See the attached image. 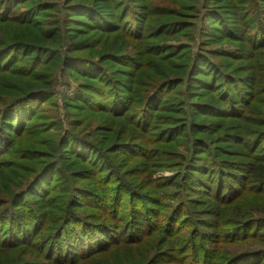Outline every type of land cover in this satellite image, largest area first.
Here are the masks:
<instances>
[{"label":"trees","instance_id":"trees-1","mask_svg":"<svg viewBox=\"0 0 264 264\" xmlns=\"http://www.w3.org/2000/svg\"><path fill=\"white\" fill-rule=\"evenodd\" d=\"M13 1L0 0V33L2 35L0 37V155L8 153L10 150L12 152L15 149L16 139L25 134L34 147L40 146L39 140L35 138L36 134L23 131V126L19 125L23 118L34 109L31 106V100L54 95L55 88L51 77L54 70L60 67L73 78L78 74L89 80V83L77 86L79 90L87 91L85 96L73 94L70 95L71 99L68 98L70 96H62L64 103L81 102L83 110L86 109L93 113L97 108L89 105L87 100L93 97L100 99L101 96L109 93L111 94L110 106H107L106 109L103 108L104 112L112 113L117 117L127 114V117L134 120L135 123L139 118L143 126L147 124L148 127L154 123L159 127L167 128V130H169L167 117L162 116L161 111H158L159 103L157 104V102L168 99L167 93L172 92L176 86L190 87L194 85L196 88L190 94L196 95L193 101L197 103L191 102L193 105L191 113L201 111L232 117L228 121L236 125L233 139L241 143L244 137L249 139L250 150L247 154L252 159L244 168H241L242 170L235 171L234 169H239V167L220 160L218 151L215 148H209L208 143L210 142L201 136L193 139L190 149L198 150L199 147L195 146L199 144L200 147L205 146L208 158L198 155L197 151L188 156L187 149L184 152L177 150L161 152L160 144L170 146L173 142L171 137H160L154 143L148 141H144L143 144L130 141L119 143L114 145L110 152L114 155H122L127 160V177L136 175V173H130L128 168L134 159L141 160L139 173L146 175V178L151 175L150 169L157 167L152 165L164 164L169 160L178 161L179 170L169 177H159V183H157V186H161V188L172 186L174 188L172 190L162 189L157 196H151L147 192L143 193L130 186L131 184L126 183L122 178L125 177L124 174H121L122 177L120 176L115 183V189H118V192L114 195L110 194V191L100 194L84 191L85 196L91 200L88 204L95 208L96 213L92 214L93 217L89 219H86L81 212H67L66 210L63 213L58 211L52 216L46 212L38 214L33 208H25L26 206L22 207L19 204V201H23L24 195L32 189L33 185L43 178L47 168H58L66 173L67 168L59 164V160L49 161L41 167L40 171L35 172V176L31 178L27 188H24L25 190L21 188L10 196H0V223L6 225L7 228L4 230L9 236L6 242L3 243L1 240L0 247L10 251L4 253L6 259L0 260V264H41V262H36L39 259L26 261L24 256L27 254V250L32 248L34 250L32 256L35 258L42 250L43 245H47L46 256L40 259L44 261L43 264H264V232H261L264 227V217L252 215L253 210L258 207L257 204L250 207L248 205L242 207L239 204L250 194L260 196L261 201L264 202V79H260V74H258L260 69L253 70V77H249V81L222 73L218 82L212 84L205 79L206 71L201 68L200 56L190 54L189 69L182 71L180 62L188 57H181L183 52L179 53L177 47L160 43L158 38L154 40L153 44L146 45L145 41L153 40L154 36H146L142 42L139 33V29L142 28L139 11L132 10L133 8L128 6L127 1H125L126 5L123 4L125 7L123 9L127 10L126 15H118L117 21L112 19L109 23L105 17L107 14L100 11L97 6L87 4L86 0H66L62 5L57 3L53 6L65 11H84L86 15L96 20L97 29L101 30V34L98 37V44L94 47L92 44L88 46L83 41L75 42L70 39V34H64L62 24L59 27L54 21L42 22L38 19L30 23L23 20L25 14L13 8ZM140 7L143 8L144 4ZM244 7L249 21L255 25L247 26V37L250 41L254 40L252 42L256 44V47L262 49L264 48V0H246ZM52 15V13L49 14V16ZM127 16H132V18L127 20ZM104 17L107 21L103 24ZM115 21L118 23L114 24ZM164 28L163 25H160L155 31V36L161 35ZM102 37L103 41H101ZM124 38H131L135 43L124 41ZM169 38L167 36L164 39ZM66 40L69 41V44L65 48V53L60 55V50L56 47ZM137 42H141L140 45L143 48L140 56L142 62L131 59L133 54L130 51L138 46ZM93 49L97 50L96 55L92 58L73 54L84 50L93 51ZM15 51L16 53L12 54ZM260 53L255 56V59L264 61V57ZM48 54L51 58L42 64L39 71L31 74L28 69L33 70L37 61ZM230 57L238 59L235 56ZM116 59L129 71H135L127 72L121 68L112 70L111 63H114ZM23 61L29 62L21 66ZM81 61H87L85 64H89V67L94 69L93 73L80 68L75 70L76 62ZM204 62L211 67L207 60ZM162 67H166L167 70L162 71ZM20 70L28 73L27 81L25 77L20 78L21 81L16 80L15 88L4 84L2 80L4 75H12L16 79L15 76ZM103 74L106 78L100 76ZM122 74L129 75L132 81L127 88L119 78ZM230 81L238 83L237 88L234 89L237 98L229 93L231 87H228L227 83ZM222 83H224V87L221 86ZM221 88L224 91L218 95ZM126 89L127 96L122 93V90ZM201 89L217 91L216 94L208 96L216 99V103L204 100L206 96L204 93L208 92L204 90L202 92ZM243 90H246L247 94ZM130 92L132 95L128 94ZM223 93L227 94L222 96ZM78 95L80 97H76ZM182 109L183 105H181V111ZM154 115L157 116L154 118ZM170 117L174 118L175 116ZM148 118L149 121H147ZM178 118L179 116L175 119ZM70 125L81 127L83 122L72 120ZM87 125L92 127L88 128L89 134L83 137L67 134L64 137L62 144L65 145L64 151L75 148L74 153H77L81 150L80 156L89 159L88 162L92 160L95 153L97 155L95 166L98 169L102 167L101 172H105L104 176L108 177V174L115 171V167L100 162L102 159L105 161H111V159L103 154L99 156L96 150L97 146L91 142L89 137H93L95 131H111L103 126L93 129L92 122L84 125V128ZM186 127L187 132L208 135L207 129L202 124L188 120L187 126L186 122H183V125L176 130H170L173 131L172 135H174L175 141L185 137L183 133L186 132ZM155 146L157 147L154 148ZM257 150L259 152H256ZM157 153L164 155L157 156ZM38 155L41 156V152H38ZM222 155H224L223 152ZM98 161L100 166L97 165ZM116 170L118 169L116 168ZM210 171H212L211 173L216 172L219 179L211 199L217 204L213 210L208 211L200 208L207 201L194 197L198 195L199 191L203 192L200 189H207L202 178H199L200 173L207 175ZM75 173L79 172L74 171L73 175ZM225 173L232 175L227 178L226 185L222 182V176ZM239 180L243 181L244 190H237L240 189ZM193 189H197L196 192ZM209 189H213V186H209ZM224 194L222 201L220 198ZM110 201L114 204L108 208ZM151 205L158 208H153ZM221 205L229 206L222 211ZM69 206L82 207L83 205L72 200ZM232 207L234 215L229 218L228 209ZM56 209L58 210V208ZM120 209H124L125 212L122 218L119 216ZM103 210L105 212L107 210L111 218L114 219L113 224L108 223L100 215ZM259 213H264V211ZM47 217L50 218L46 220ZM220 218L229 219H224L221 222ZM93 220L95 221L93 222ZM28 221L32 224L29 225ZM219 225H230L229 235L225 241V236L220 231H216ZM256 227L257 231H255ZM201 229H207V232ZM118 235L122 236L118 237ZM63 237L67 239L66 244L64 243L66 239ZM248 237L251 240L245 241ZM222 241L229 246L242 245L247 249L243 248L233 255L228 254L220 257L216 255V252ZM251 241V244L255 245H247ZM34 242L38 243L37 249L31 246ZM41 244L43 245L41 246ZM162 245L165 248H162L164 247ZM130 246L136 247L138 249L136 254L140 255L134 260L129 257L132 262H126V252ZM254 246H258V248H253ZM17 252L24 253L9 258L10 255H15Z\"/></svg>","mask_w":264,"mask_h":264},{"label":"rangeland","instance_id":"rangeland-1","mask_svg":"<svg viewBox=\"0 0 264 264\" xmlns=\"http://www.w3.org/2000/svg\"><path fill=\"white\" fill-rule=\"evenodd\" d=\"M64 1L66 0H14L12 2V6L15 10H18V12L25 14L23 20L29 21L30 23H33V21L38 19L42 22L54 21L59 27L62 24L64 34H70V39L73 41H83L85 44H88V46L92 44V47L97 45L99 40L98 37L101 34V30L97 29L96 26L97 21L86 15L84 11H65L58 7H53L57 3L60 5H62V3L64 4ZM86 1L87 4L97 6L100 11L107 14L105 17L109 20L108 23L111 22L112 19H116L117 21L119 19L118 15H126L127 10L123 9L125 8L123 4L126 5L125 1H127L128 6L133 8L132 10L139 11L138 15L141 18L142 25V28L139 29V33L141 35L142 42L144 37L154 36L153 40L145 41L146 45L153 44L154 40L158 38L160 43L177 47L179 53L183 52L181 57H188V59L180 62L183 69H181L182 71L189 69L190 54H198L201 58L199 60L201 68L206 71L205 79L210 81L212 84L218 82L219 76L222 73L233 77L235 76L238 78L248 79L249 81V77H253V70L256 71V69H260L258 74H260V79H264V61L255 59V56H257L260 52L261 56L264 57V48L260 49L256 47V44L253 43L254 40H252V42L249 40V37H247V26L249 24L252 26L255 25L253 22L249 21V17H247V13L244 11L246 0ZM143 4L144 7L141 8L140 6ZM50 13L53 15L49 16ZM105 17L103 24L107 21ZM126 18L128 20L132 18V16H127ZM117 23L118 22L114 24ZM160 25L165 27L162 30L163 33L155 36V31ZM162 35L164 36L162 37ZM167 36L170 38L164 39L167 38ZM0 37H2L1 33ZM161 37L162 40H160ZM103 40L104 39L102 37L101 41ZM123 40L135 43L131 38H124ZM62 44L56 47L60 50V55L65 53V48L69 44V41H62ZM137 44L138 46L134 50L130 51V53L133 54L131 59L136 62H142L140 56L142 54L141 52H143V48L140 45L141 42H137ZM96 50L97 49H93V51L84 50L73 54H78L85 58H92V56L96 55ZM15 53L16 51L12 54ZM230 56H235V58L238 59L231 58ZM49 58H51L50 54L45 56L43 59H39L36 67H34L33 70L30 68L28 71H30L31 74L35 73V71H39L42 64H44V62ZM205 60L211 64V67L204 62ZM118 61L119 60L116 59L114 63H111L112 70L121 68L123 70H127V72L135 71H129V69H126L125 66L120 65ZM28 62L29 61H23L21 66L28 64ZM86 62L87 61L76 62L75 70L80 68L83 71L93 73L94 69L90 68L89 64H85ZM161 70L166 71L167 68L162 67ZM54 71V74L51 77L55 88L53 91L54 95L51 97L44 96L31 100V106L34 109L25 118H23L21 124L19 125L23 126V131L35 133V138L39 140L40 146L34 147V144H31V140L27 138L28 136L25 134L24 136L18 138L16 137V143L14 144L15 149L12 150V152L10 150L8 153L1 154L2 156L0 155V196H10L12 193H16L21 188H27L29 185L28 183H30L29 181L35 176V172L40 171L41 167L46 165L49 161L59 160V164H62V166L67 168V170L66 173H63L58 168H47L46 172L42 176L43 178L33 185L32 189L24 195L23 201H19V204H21L22 207L26 206L25 208H33L38 214L46 212L51 216L58 211H61L62 213L65 210L67 212L76 211L83 213L85 218L89 219L93 217L92 214L96 213L94 210L95 208L88 204L91 200L88 196H85L84 191L97 194L110 191V194L114 195L118 192V189H115V183L120 176L122 177L121 174H124L125 177L122 178L126 183L131 184L130 186L137 188L143 193L147 192V194H150L151 196H157L162 189L172 190L174 186L167 188L157 186V183H159L158 178L169 177L176 173L177 170H179V166L177 165L178 161L169 160L164 162V164L152 165L157 167L155 169H150L151 175L146 178V175L139 173V169L141 168L139 163L141 160L134 159L128 168L130 173H136V175L134 177H127V160H125L122 155H114L110 152L114 145L126 141L143 144L144 141L154 143V141L160 137H171L173 142L170 146L160 144L161 152H173L175 150L184 152L185 149H187L188 156L197 151L198 155L208 158L204 145H202L204 147H200V144L195 146L196 148L199 147L198 150H193L192 148L190 149L193 139L201 136L207 142H210L208 143L209 148H215V150L218 151V158L221 157L220 160L226 161L228 164H235L239 167V169L235 168V171L242 170L241 168H244L252 159V157L247 154L248 150H250L249 139L244 137L242 143L234 141L235 139H233V132H236V125L233 122L228 121L232 119V117L229 115L228 117H223L210 114V112L201 111L191 113V106H193L191 102L197 103L193 101L195 98L194 96L196 95L190 94V92H193L196 88L194 85H191L190 87H185L184 85L176 86L172 92L170 91L167 93L166 96L168 99L157 102V104L159 103L157 106L158 111L160 110L162 116L167 117L166 121L169 129L167 130V128L159 127L154 123L148 127L147 124L143 126L139 118H137L135 123L134 120L127 117V114L123 117H117L113 116L112 113L104 112L103 108L106 109L107 106H110L111 94L109 93L101 96L100 99L93 97L92 99L87 100L89 105H93V107L97 108V110H94L93 113L86 111V109L83 110L81 102L73 104L64 103L62 96L67 97L73 94H82L85 96L87 91L79 90L77 86L78 84H87L89 83V80L88 78H84L78 74H76L77 77L73 78L60 67ZM27 74L28 73L20 70L18 75L15 76L16 79L12 75H4L5 77H3L2 80L5 85L7 84L12 88H15L16 80L21 81L19 79L25 77V80L27 81ZM100 76L106 78L104 74ZM119 78L122 80V84L125 85L126 88L132 83L129 75L122 74ZM227 85L232 88H230L231 92L229 93L237 98V93L234 89L237 88L238 83L230 81ZM233 85L234 87H232ZM221 86L224 87V83H222ZM201 90L202 92L203 90L208 92L204 93L206 95L204 100L216 103V99H212L208 96L210 94H216L217 91H209L205 89ZM223 91V88H221L218 95L222 94ZM243 91L247 94L246 90ZM122 93L127 96V89L124 91L122 90ZM128 94L132 95L131 92ZM225 94L227 93H223L222 96ZM76 97L80 96L78 95ZM68 98L71 99V96ZM167 100L169 101L165 105ZM66 105L68 106L65 107ZM181 105H183L182 111ZM165 110H169L170 112H166ZM155 116L157 115H154V118ZM170 116L175 117L172 118ZM177 116H179V118L175 119ZM72 120H80L83 122V125L81 127L71 126L70 124ZM85 120L86 124L92 122L93 129H96L98 126H103L111 131H95L94 136L89 137L90 140H92L91 142L97 146L96 150L98 151V155L102 156L103 154L111 159V161H105L102 159L100 162L106 163L107 166L112 165L115 167V171L108 174V177L104 176L105 172H101L102 167L98 169V167L95 166L97 156L95 153L92 156V160L88 162L89 159L80 156L81 150L77 153H74L76 151L75 148H70L69 150L67 149L64 151L65 145L62 144L64 143V137L67 134L72 136L75 135L76 137L79 135L83 137L86 134H89L88 128L92 127L87 125L86 128H84V125H86ZM149 120L150 119L148 118L147 121ZM188 120L191 122L193 121V123L202 124L207 129L208 135H206V133L199 135L196 132H187L186 127V132L183 133L185 137L183 136L175 141V137L172 135V132L179 126H182L183 122H186L187 126ZM152 122H155V120H152ZM156 147L157 146L154 148ZM38 152H41L42 155L39 156ZM222 152L224 155H222ZM256 152H259V150ZM158 155L159 153H157V156ZM163 155L164 154H160L159 156ZM100 162L98 161V166H100ZM116 168L118 170H116ZM216 170L219 171L218 169ZM74 171H78L79 173H75L74 176ZM211 172L212 171H210L207 175L200 173L199 178H202L207 189L202 188L200 190H203V192L199 191L196 197L193 196L194 198H202L204 201H207V203L200 208H204L208 211L213 210V207L217 204L211 199L214 194V187L218 183L219 179L216 172ZM229 176L232 175L225 173L224 176H222V182H224V184H227V178ZM209 186H213V189H209ZM239 186L240 189H237L236 187L234 188L239 191L244 190L245 185L243 184V181L239 182ZM193 190L195 191L197 189ZM225 194L221 198L219 197L222 201ZM72 200L83 206L70 207L69 203ZM113 204L114 202L111 203L110 201L108 208H110ZM239 204L242 205V207L244 205H248V207H250L253 206V204H257L258 207L253 210L252 215L254 217H264V213H259L264 211L261 210L264 209V202L261 201L260 196L250 194ZM151 206L153 208H158L154 205ZM228 206L229 205H221L222 211ZM124 207L127 209L125 204ZM56 208H58V210ZM228 213L229 218L234 215L233 207L228 209ZM123 214H125L124 209H120V218H122ZM100 215H102L108 223L113 224L115 222L108 214L107 210L106 212L103 210ZM49 218L50 217H47L46 220ZM229 218H220V220L223 222L224 219L228 220ZM94 221L95 220H93V222ZM28 222L29 225L32 224V222ZM5 226L6 225L2 222L0 223V242L3 240V243L9 239L8 234L5 232L6 230H4L7 228ZM229 226L230 225H219V228H216V231H220L225 236L224 241L227 240V236L229 235ZM201 230L207 232V229ZM255 231H257V227ZM208 232L211 233L212 231ZM261 232H264V227ZM120 236L122 235H118V237ZM249 240H251L249 237L245 239V241ZM224 241L218 245L219 248L216 252V255L220 257L228 254L233 255L240 249L246 248L242 245L229 246L225 244ZM64 243H67V239L64 240ZM251 243L252 241L248 242L247 245H255ZM37 244V242H34L31 246L37 249ZM42 245L43 244H41V246ZM255 247L258 248V246H254L253 248ZM162 248H165V246ZM46 251L47 245H43L42 250L39 251L38 255L34 258V256H32V253L34 254V250L31 248L30 250H27L24 260L27 259L26 261H31L33 259H39L36 260V262H41V264H43L44 261L40 259L45 258ZM5 252L9 253L10 251L0 247V260L6 259L4 254ZM137 252L138 249H136V247H128L126 252V262L130 261L129 257L132 260H134V258H138L140 254L137 255ZM21 253L24 252H17L15 255H10L9 258L14 256L17 257Z\"/></svg>","mask_w":264,"mask_h":264}]
</instances>
